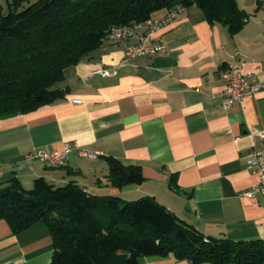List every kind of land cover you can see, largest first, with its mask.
<instances>
[{
    "label": "crops",
    "instance_id": "0c3cea01",
    "mask_svg": "<svg viewBox=\"0 0 264 264\" xmlns=\"http://www.w3.org/2000/svg\"><path fill=\"white\" fill-rule=\"evenodd\" d=\"M237 2L248 14L237 34L210 24L197 7L182 10L151 33L167 45L164 52L128 61L127 42L103 44L66 70L57 86L67 90L64 99L0 120V190L13 177L25 189L44 178L127 201L150 196L208 237L264 240V196H244L257 181L246 161L252 134L264 131V0ZM239 63L260 89L225 111L227 69ZM102 70L114 73L103 76ZM65 143L94 155L71 153L64 166L26 160L35 150L63 152ZM106 157L141 166L144 182L113 187ZM53 253L44 222L16 234L0 220V264H49ZM138 264L192 262L171 255Z\"/></svg>",
    "mask_w": 264,
    "mask_h": 264
},
{
    "label": "trees",
    "instance_id": "16d2710c",
    "mask_svg": "<svg viewBox=\"0 0 264 264\" xmlns=\"http://www.w3.org/2000/svg\"><path fill=\"white\" fill-rule=\"evenodd\" d=\"M178 7L199 8L210 24L231 34L248 19L237 0H39L9 11L0 5V120L64 99L67 90L57 86L66 70L99 49L111 30ZM106 160L113 187L144 182L141 166ZM175 182L172 177V187ZM8 183L0 190V220L16 234L44 222L54 243L49 264H138L171 255L192 264H264V240L208 237L150 196L127 201L44 178L32 189L16 177Z\"/></svg>",
    "mask_w": 264,
    "mask_h": 264
},
{
    "label": "built area",
    "instance_id": "2783aa9c",
    "mask_svg": "<svg viewBox=\"0 0 264 264\" xmlns=\"http://www.w3.org/2000/svg\"><path fill=\"white\" fill-rule=\"evenodd\" d=\"M186 9L184 8V11ZM179 13L170 15L161 20V25L154 28L147 37L133 36V29L127 33L122 39L116 41L128 42V49L125 50L126 60H133L139 57H154L167 49V45L162 42H155L151 39V33L168 25L177 18ZM229 78L227 79V87L222 95V107L225 111H230L235 104L242 101L248 95L256 93L260 89V85L249 78L243 71L242 64L230 66ZM103 76H110L114 72L110 70H102ZM255 146L246 157L247 165L257 181L252 188L244 194L247 198H255L258 195L264 196V131L253 133ZM77 152L80 156H93L94 154L83 149L78 143H65L63 152L48 153L43 150H35L26 155L28 161H39L40 163L53 162V160H63V166L66 158L71 153Z\"/></svg>",
    "mask_w": 264,
    "mask_h": 264
},
{
    "label": "bare ground",
    "instance_id": "6f19581e",
    "mask_svg": "<svg viewBox=\"0 0 264 264\" xmlns=\"http://www.w3.org/2000/svg\"><path fill=\"white\" fill-rule=\"evenodd\" d=\"M182 10H184V8H181V7L175 8L169 11L170 13L168 14V16L175 15ZM158 25H161V21L154 22L152 21V19H150L146 22L133 24L129 27L113 29L107 34L106 38H104L105 40L103 44L104 45H116V41L122 39L127 33H130L131 29H133V36L147 37V35L150 34V32L154 28H157ZM120 43H123V42H119L118 44ZM126 49H128V46L126 47ZM228 78H229V71H228L227 79ZM44 164L50 165V166H62L63 160H53V162H45Z\"/></svg>",
    "mask_w": 264,
    "mask_h": 264
},
{
    "label": "rangeland",
    "instance_id": "374dc122",
    "mask_svg": "<svg viewBox=\"0 0 264 264\" xmlns=\"http://www.w3.org/2000/svg\"><path fill=\"white\" fill-rule=\"evenodd\" d=\"M38 1L39 0H0V5H2L6 11H9V9L22 10Z\"/></svg>",
    "mask_w": 264,
    "mask_h": 264
}]
</instances>
